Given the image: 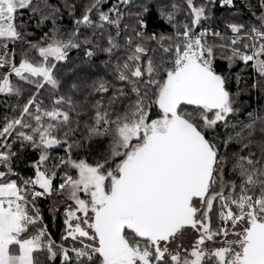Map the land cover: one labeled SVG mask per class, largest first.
Segmentation results:
<instances>
[{"label":"snow or ice","instance_id":"obj_1","mask_svg":"<svg viewBox=\"0 0 264 264\" xmlns=\"http://www.w3.org/2000/svg\"><path fill=\"white\" fill-rule=\"evenodd\" d=\"M0 264H264V0H0Z\"/></svg>","mask_w":264,"mask_h":264},{"label":"trees","instance_id":"obj_2","mask_svg":"<svg viewBox=\"0 0 264 264\" xmlns=\"http://www.w3.org/2000/svg\"><path fill=\"white\" fill-rule=\"evenodd\" d=\"M237 4L239 6V0H237ZM250 73H251V69H248L246 71L245 75H250ZM249 83H251L250 80H249ZM241 100H242V102H246V103L251 104L253 106H255L256 102H257L255 94H253L252 96L244 95L241 97ZM29 158H31V154H29ZM21 170L25 174H30V169L24 168L22 164H21ZM41 206H42V209L44 211L45 221L49 224L50 230L52 231L54 238L59 240V232H60V228H61L60 222L57 221L55 224L52 223L51 216L49 215V212H48V202L42 201Z\"/></svg>","mask_w":264,"mask_h":264},{"label":"rangeland","instance_id":"obj_3","mask_svg":"<svg viewBox=\"0 0 264 264\" xmlns=\"http://www.w3.org/2000/svg\"><path fill=\"white\" fill-rule=\"evenodd\" d=\"M190 239H191L190 236H189V237H185L184 242H185V243H188V240H190Z\"/></svg>","mask_w":264,"mask_h":264}]
</instances>
